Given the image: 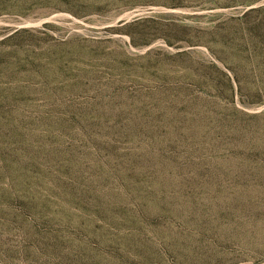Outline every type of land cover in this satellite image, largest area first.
Returning <instances> with one entry per match:
<instances>
[{
  "label": "rangeland",
  "instance_id": "rangeland-1",
  "mask_svg": "<svg viewBox=\"0 0 264 264\" xmlns=\"http://www.w3.org/2000/svg\"><path fill=\"white\" fill-rule=\"evenodd\" d=\"M0 264H264V0H0Z\"/></svg>",
  "mask_w": 264,
  "mask_h": 264
}]
</instances>
